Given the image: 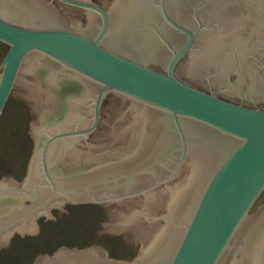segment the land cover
<instances>
[{
	"label": "water",
	"instance_id": "obj_1",
	"mask_svg": "<svg viewBox=\"0 0 264 264\" xmlns=\"http://www.w3.org/2000/svg\"><path fill=\"white\" fill-rule=\"evenodd\" d=\"M16 85L39 117L27 176L0 179V249L120 202L135 260L33 264H264V0H0V116Z\"/></svg>",
	"mask_w": 264,
	"mask_h": 264
},
{
	"label": "rangeland",
	"instance_id": "obj_2",
	"mask_svg": "<svg viewBox=\"0 0 264 264\" xmlns=\"http://www.w3.org/2000/svg\"><path fill=\"white\" fill-rule=\"evenodd\" d=\"M22 85L11 91L7 106L0 116V179L21 183L28 173L34 154L35 137L31 123L38 121L37 102L20 94ZM72 207L69 209V207ZM117 204L109 206L69 204L64 213L51 208L41 214V233L13 236L7 248L0 249V264H33L36 259L61 247L91 248L99 246L108 257L132 261L145 247L136 242L134 231L114 236L117 214L124 212ZM50 223V224H49ZM52 223V224H51Z\"/></svg>",
	"mask_w": 264,
	"mask_h": 264
},
{
	"label": "flooded vegetation",
	"instance_id": "obj_3",
	"mask_svg": "<svg viewBox=\"0 0 264 264\" xmlns=\"http://www.w3.org/2000/svg\"><path fill=\"white\" fill-rule=\"evenodd\" d=\"M11 93V92H10ZM9 98H10V94H9V96H8V98H7V101H6V104H5V107L7 106V103H8V101H9ZM4 107V108H5ZM34 151H35V149H34ZM112 204H117L118 205V207H120L121 208V204H120V202H113V203H109V204H107V203H89L88 205H99V206H102V205H104V206H109V205H112ZM13 237V236H12ZM12 237H10V239L12 238ZM9 239V240H10ZM140 255V253L135 257V258H133V260H135L138 256ZM108 256V255H107ZM132 260V261H133Z\"/></svg>",
	"mask_w": 264,
	"mask_h": 264
},
{
	"label": "trees",
	"instance_id": "obj_4",
	"mask_svg": "<svg viewBox=\"0 0 264 264\" xmlns=\"http://www.w3.org/2000/svg\"><path fill=\"white\" fill-rule=\"evenodd\" d=\"M72 207H74V206H71V207H69V209H71ZM50 224V223H49ZM52 224V223H51Z\"/></svg>",
	"mask_w": 264,
	"mask_h": 264
}]
</instances>
